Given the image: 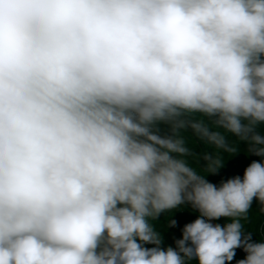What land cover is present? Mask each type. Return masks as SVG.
<instances>
[{
	"label": "clouds",
	"instance_id": "9594fccd",
	"mask_svg": "<svg viewBox=\"0 0 264 264\" xmlns=\"http://www.w3.org/2000/svg\"><path fill=\"white\" fill-rule=\"evenodd\" d=\"M194 114L261 159L206 180L176 132L226 139ZM261 127L264 0H0V264H264Z\"/></svg>",
	"mask_w": 264,
	"mask_h": 264
},
{
	"label": "trees",
	"instance_id": "16d2710c",
	"mask_svg": "<svg viewBox=\"0 0 264 264\" xmlns=\"http://www.w3.org/2000/svg\"><path fill=\"white\" fill-rule=\"evenodd\" d=\"M189 120H204V123L212 132H220L225 136L226 143L223 147L210 141L208 138L193 131L191 127H185L177 130L176 134L184 141L188 148V154L184 157L187 162L205 179L211 183L219 185L222 180H227L235 176H243L244 169L252 160H259L260 157L247 154V144L224 129L219 128L212 121L194 114L188 117ZM161 134H172V130L166 125H161ZM258 131L264 133V127L258 128ZM218 165L222 166L216 174L208 173V168ZM198 211L191 205H181L176 209L162 212L155 220L151 221L154 229L160 234L161 247H175V241L182 236V228L185 224L194 221L198 217ZM172 220L176 221L175 227L170 226ZM213 223L225 224L226 218H221ZM246 232L251 233L252 240L264 241V206L257 201H253L252 207L247 214V218L242 221ZM153 245H146L152 247ZM246 253L242 248L236 249V255L229 264H236L243 259ZM192 264H197L195 260Z\"/></svg>",
	"mask_w": 264,
	"mask_h": 264
}]
</instances>
